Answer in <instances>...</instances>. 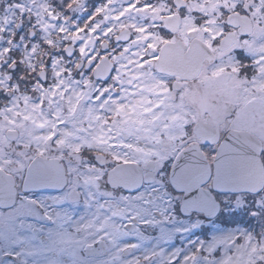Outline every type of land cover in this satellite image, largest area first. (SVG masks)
<instances>
[{"label": "flooded vegetation", "instance_id": "1", "mask_svg": "<svg viewBox=\"0 0 264 264\" xmlns=\"http://www.w3.org/2000/svg\"><path fill=\"white\" fill-rule=\"evenodd\" d=\"M224 1L0 0V52L4 54L0 58V68L10 64L17 66V63L33 65L24 55L28 52L32 58L37 50L34 45L38 47V38L44 34L38 22V12L39 4H45L41 8L42 18L46 15V18L52 19L56 14L66 21V27L50 30L51 39H42L41 47L44 51L53 49L54 52L58 50L55 38L65 43L58 52L64 53L67 72L72 71L77 78L84 79L80 85L89 93L88 96L93 94L96 103L100 104L105 97L119 93L122 97L120 91L127 90L122 106L117 110H130V102L138 101V112H143L139 120L144 123L149 119L164 121L167 118V113L152 117L151 112H169L177 122L174 145L161 133V139L154 142L159 146L156 152L145 146L148 140L143 134H133L129 138L121 136L120 128L127 127L137 129L136 133H143L135 121L138 114L134 113L128 126H118L127 118L114 126L116 131H105V135L107 133V136L116 138L113 143L102 136L111 151L101 150L93 144L96 139L101 140V130H96L94 126V137L87 139L89 145L83 138L76 149L78 151L72 153L70 140L67 139V142L61 136L62 140L57 141L60 134L55 133V125L36 138L34 134L37 132L31 130L32 123L23 118V112H6L11 99L20 95L22 90L18 77H6L0 72V171L6 178L13 179L15 187L13 203L0 207V264L17 258L8 257L11 251H15L12 243L22 241V222L39 225L41 219L47 218V199L44 198L66 194L70 184L68 165L72 163L96 165L101 169L112 164L106 173V186L117 191L121 197L136 195L147 189L152 192L156 184L167 179L173 187V166L190 148L199 147L212 164L219 144L231 131H248L258 137L263 146L264 164V23L259 20L264 14L259 12L261 17H257L252 5L254 0ZM193 2L204 5L221 2L224 6L219 7L217 12L211 7L206 11H188ZM58 4L67 7L66 13L58 9ZM12 9L16 11L14 16L9 14ZM127 52H134L135 58L117 60ZM3 58H7L5 62ZM42 72L45 79L39 76L40 80L49 82L53 72ZM85 83L90 85L87 87ZM113 113L99 112L97 120L101 127L104 125L100 117ZM198 124L200 126L196 128ZM215 139L218 142L211 143ZM76 154L79 159H75ZM38 157L61 162L67 176L62 190L52 193L24 191L28 166ZM125 163L138 164L141 168L143 183L137 192L112 188L107 183L108 173ZM169 165L171 167L167 172ZM77 175L80 177L79 173ZM204 188L214 196L220 211L217 195L223 194L214 192L211 183ZM178 192V198L171 199L172 208L179 202L183 206L186 192ZM81 203L84 200L79 205ZM55 204L57 208L61 206L58 202ZM31 206L33 212L26 215V209ZM151 211L154 213L153 209ZM190 212L201 214L209 221L216 217L208 218L204 211ZM128 218L129 221L132 218L130 213L123 215V225L129 222ZM142 218L140 216L139 220ZM170 223L167 221L168 225ZM147 228L140 230L144 232Z\"/></svg>", "mask_w": 264, "mask_h": 264}, {"label": "rangeland", "instance_id": "2", "mask_svg": "<svg viewBox=\"0 0 264 264\" xmlns=\"http://www.w3.org/2000/svg\"><path fill=\"white\" fill-rule=\"evenodd\" d=\"M223 3L204 5L193 2L188 11H206L211 7L217 12L219 7L224 6ZM252 5L257 17L260 18V13L264 14V0H254ZM39 6L38 22L44 34L38 38V47L34 45L37 50L32 58L28 52L24 55V58H29L28 61L33 65L24 66V63L21 65L17 63V66L10 64L0 68V72L6 77H18L20 91L22 90L20 95L11 99L6 112H23V118L32 123L31 130L37 132L34 134L36 138L47 133L55 125V133L60 134L57 141L62 140L61 136H64L66 141L70 140L73 146L72 153L78 151L76 149L83 138L89 145L87 139L94 137L95 132H92L94 126L96 130H101L99 133L101 140L96 139V143L93 144L101 150L111 151L109 143H104L102 136L108 137L113 143L116 138L107 136L109 135L107 133L105 135V131H116L114 126L127 118L118 126H128L130 116L134 113L138 114L135 121L143 133H136L137 129L127 127L120 128L121 136L129 138L133 134H143L147 138L145 140H148L145 146L156 152L159 146L154 142H157L163 133L173 146L177 122L169 112H151L152 117L167 113V118L164 121L149 119L144 123L143 120H139L143 112H138V101L130 102V110H117L121 108L127 90L120 91L122 97L120 93L117 96L111 95L97 104L95 96L93 94L88 96L89 93L82 89L80 83L84 79L77 78L72 71L67 72L68 65L63 57L64 53L58 52L60 46L63 48L65 43L55 38L58 50L44 51L45 49L41 47L42 39H51L50 30L63 29L62 26L66 27V21L56 14L52 19L48 16L46 18V15L42 18L41 8H44L45 4ZM57 7L66 13L65 5L58 4ZM15 13L13 9L9 11L11 16ZM259 20L264 23V15ZM133 53H124L117 60H132L135 58ZM3 55L0 52V58ZM33 57L34 61H31ZM6 59L3 58L4 62ZM47 59L50 61L49 67L38 66L44 65ZM47 70L53 72L52 79L43 83L39 76L42 71ZM89 85L90 83H85V86ZM113 111L111 115L100 117L105 129L103 126L102 128L97 115L99 112ZM62 124L65 125L61 127ZM129 144L133 145L130 142ZM75 159H79L78 155ZM111 165L107 164L102 169L96 165L81 166L75 163L68 165L70 184L66 194L44 198L47 199L45 205L48 207H45V210L48 216L41 219L39 225L22 222V241L17 240L18 243L14 241L12 245L9 244L15 251H11L14 254L10 253L8 258L10 256L13 259L17 258L14 261L6 260L4 263L264 264V190L258 195H217L221 208L216 217L209 221L201 214L185 210L180 202L176 207L173 206L174 209L172 208L171 199L176 198L179 192L171 186L168 179L156 184L152 192L147 189L136 195L126 197L117 195L119 194L117 191L106 186V173ZM170 167L169 165L167 172ZM83 200L84 203L79 205ZM57 202L61 204L59 208L55 204ZM33 210L31 206L26 209L25 214L30 215ZM127 213H130L132 218L123 225L122 217ZM140 216L148 223L141 222ZM167 221L171 223L168 225ZM145 227H148L147 231L143 232ZM16 233L19 235L18 229Z\"/></svg>", "mask_w": 264, "mask_h": 264}, {"label": "water", "instance_id": "3", "mask_svg": "<svg viewBox=\"0 0 264 264\" xmlns=\"http://www.w3.org/2000/svg\"><path fill=\"white\" fill-rule=\"evenodd\" d=\"M40 76L42 80L45 79L44 73ZM217 142V139L211 141ZM262 149V142L254 134L231 131L219 144L212 164L199 147L186 150L175 162L171 172L173 187L186 192L183 208L188 211H204L208 218L215 217L219 206L214 196L204 188L208 183L218 194H260L264 190ZM66 183L65 169L59 160L38 157L28 166L23 189L28 192L52 193L62 190ZM107 183L112 188L137 192L143 183L141 168L133 163L117 165L108 173ZM14 198L13 179L6 178L0 171V207L11 205Z\"/></svg>", "mask_w": 264, "mask_h": 264}, {"label": "trees", "instance_id": "4", "mask_svg": "<svg viewBox=\"0 0 264 264\" xmlns=\"http://www.w3.org/2000/svg\"><path fill=\"white\" fill-rule=\"evenodd\" d=\"M47 44H45V47H47L46 46ZM47 52V51H46ZM61 53L63 52V51H60ZM17 56H18V54H17ZM19 60V59H18ZM48 63L50 64V61L47 59V62L44 64V65H38V66H41V67H43V68H45V66L46 67H49V65H48ZM22 64V63H21ZM20 64V65H21ZM49 70V69H48ZM47 70V73L49 74V71ZM51 71V70H50ZM128 221H129V218H128Z\"/></svg>", "mask_w": 264, "mask_h": 264}]
</instances>
